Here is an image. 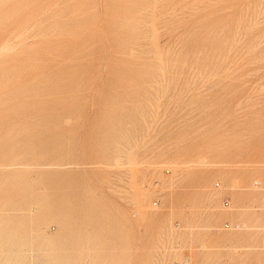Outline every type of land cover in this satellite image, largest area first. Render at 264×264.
<instances>
[{"label": "rangeland", "instance_id": "374dc122", "mask_svg": "<svg viewBox=\"0 0 264 264\" xmlns=\"http://www.w3.org/2000/svg\"><path fill=\"white\" fill-rule=\"evenodd\" d=\"M184 259L264 264V0H0V264Z\"/></svg>", "mask_w": 264, "mask_h": 264}, {"label": "bare ground", "instance_id": "6f19581e", "mask_svg": "<svg viewBox=\"0 0 264 264\" xmlns=\"http://www.w3.org/2000/svg\"><path fill=\"white\" fill-rule=\"evenodd\" d=\"M35 1V0H34ZM53 4V3H52ZM49 5H51V4H49ZM154 18V17H153ZM154 20V19H153ZM155 24V23H154ZM153 24V25H154ZM154 27V26H153ZM68 36V35H67ZM157 41V40H156ZM157 47V46H156ZM157 51V50H156ZM157 53V52H156ZM155 53V54H156ZM159 56H160V54H159ZM67 70V69H66ZM217 184H219V183H217ZM134 186V185H133ZM137 186V185H136ZM255 186V185H254ZM140 190V189H139ZM144 190V198L145 199H147V197H149V192L147 191V189H143ZM135 198H136V200L137 201H139L140 202V204H142L141 203V201H140V199L139 198H141L142 196H139V193H138V191L137 190H135ZM141 195H143V193L141 194ZM136 202V201H135ZM139 202H138V204H139ZM228 204H229V201H228ZM145 205V204H144ZM225 205V204H224ZM143 206V205H142ZM210 206V205H209ZM226 206V205H225ZM228 206V205H227ZM145 208V207H144ZM140 209V208H139ZM141 210H142V208H141ZM144 213V211L141 213V215ZM140 215V214H139ZM144 215H146V214H144ZM143 215V216H144ZM144 218V217H143ZM161 238V237H160ZM162 239V238H161ZM178 262H180V263H183V262H185L186 264H190V262L188 261V259H184V260H182V261H178Z\"/></svg>", "mask_w": 264, "mask_h": 264}, {"label": "built area", "instance_id": "2783aa9c", "mask_svg": "<svg viewBox=\"0 0 264 264\" xmlns=\"http://www.w3.org/2000/svg\"><path fill=\"white\" fill-rule=\"evenodd\" d=\"M224 204L227 206L228 205V200H224ZM173 264H186L185 262L180 263L178 261H173Z\"/></svg>", "mask_w": 264, "mask_h": 264}]
</instances>
